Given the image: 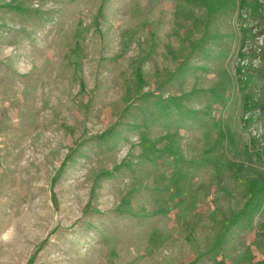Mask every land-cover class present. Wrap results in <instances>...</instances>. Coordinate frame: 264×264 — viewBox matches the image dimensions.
I'll list each match as a JSON object with an SVG mask.
<instances>
[{"label":"rangeland","instance_id":"rangeland-1","mask_svg":"<svg viewBox=\"0 0 264 264\" xmlns=\"http://www.w3.org/2000/svg\"><path fill=\"white\" fill-rule=\"evenodd\" d=\"M264 0H0V264H264Z\"/></svg>","mask_w":264,"mask_h":264},{"label":"trees","instance_id":"trees-1","mask_svg":"<svg viewBox=\"0 0 264 264\" xmlns=\"http://www.w3.org/2000/svg\"><path fill=\"white\" fill-rule=\"evenodd\" d=\"M259 24L263 27L264 29V17L260 19ZM262 57L264 58V50H263V54ZM262 73L264 74V69L262 70Z\"/></svg>","mask_w":264,"mask_h":264}]
</instances>
